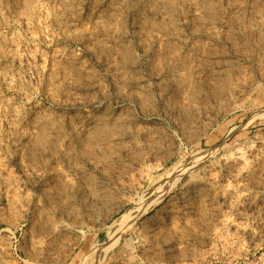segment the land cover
<instances>
[{
	"label": "rangeland",
	"instance_id": "374dc122",
	"mask_svg": "<svg viewBox=\"0 0 264 264\" xmlns=\"http://www.w3.org/2000/svg\"><path fill=\"white\" fill-rule=\"evenodd\" d=\"M32 2L0 0V264H264V0Z\"/></svg>",
	"mask_w": 264,
	"mask_h": 264
},
{
	"label": "bare ground",
	"instance_id": "6f19581e",
	"mask_svg": "<svg viewBox=\"0 0 264 264\" xmlns=\"http://www.w3.org/2000/svg\"><path fill=\"white\" fill-rule=\"evenodd\" d=\"M30 1H31V0H30ZM35 1H36V0H33L32 3H35ZM161 1H162V0H161ZM190 1H191V0H190ZM192 1H194V0H192ZM202 1H203V0H202ZM37 2H38V1H37ZM212 2H213V1H212ZM28 3H30V2H28ZM32 3H31V4H32ZM38 3H39V2H38ZM161 3H162V2H161ZM163 3H164V2H163ZM210 3H211V2H210ZM35 4H36V3H35ZM156 4H157V3H156ZM164 4H165V3H164ZM167 4H169V3L167 2ZM205 4H206V3H205ZM212 4H213V3H212ZM232 4H233V3H232ZM32 5H33V4H32ZM32 5H29V6H32ZM214 5H215V4H214ZM237 5H238V3H237ZM29 6H28V7H29ZM167 6H168V5H167ZM170 6H171V5H170ZM178 6H179V5H178ZM194 6H195L194 9H196L195 12L198 11V4L195 3V5L193 4V7H194ZM201 6H202V5H201ZM233 6H234V5H233ZM173 7H174V6H173ZM179 7H180V6H179ZM193 7H192V8H193ZM202 7H203V6H202ZM207 7H209V6H207ZM147 8H148V7H147ZM167 8H168V7H167ZM233 9H234V8H233ZM167 10H168V9H167ZM163 11H164V10H163ZM201 11H202V10H201ZM173 12H174V11H173ZM198 12H199V11H198ZM204 12H205V11H204ZM232 12H233V11H232ZM239 12H240V11H239ZM135 13H136V12H135ZM164 13H165V12H164ZM159 14H160V12H159ZM170 14H171V13H170ZM206 14H208V13H206ZM240 14H241V13H240ZM178 15H179V14H178ZM184 15H185V14H184ZM200 15H201V14H200ZM142 16H143V15H142ZM209 16H210V15H209ZM255 16H256V15H255ZM170 17H171V16H170ZM202 17H203V16H202ZM202 17H200V18H202ZM207 17H208V16H207ZM213 17H214V16H213ZM106 18H107V17H106ZM108 18H109V17H108ZM153 18H154V17H153ZM153 18H152V19H153ZM183 18H184V17H183ZM192 18H193V17H192ZM210 18H211V17H210ZM210 18H209V19H210ZM256 18H257V17H256ZM173 19H174V18H173ZM184 19H185V18H184ZM204 19H205V18H204ZM213 19H214V18H213ZM220 19H221V18H220ZM222 19H223V18H222ZM233 19H234V18H233ZM196 20H197V19H196ZM198 20H199V17H198ZM214 20H215V19H214ZM234 20H235V19H234ZM142 21H143V20H142ZM183 21H184V20H183ZM193 21H194V20H193ZM205 21H206V20H205ZM217 21H218V20H217ZM235 21H236V20H235ZM245 21H246V20H245ZM147 22H148V21H147ZM174 22H175V21H174ZM186 22H187V21H186ZM200 22H201V21H200ZM207 22H209V21H207ZM214 22H215V21H214ZM228 22H229V21H228ZM171 23H172V21H171ZM205 23H206V22H205ZM205 23H204V24H205ZM243 23H244V22H243ZM247 23H248V22H247ZM163 24H164V23H163ZM176 24H177V23H176ZM211 24H212V23H211ZM218 24H219V23H218ZM229 24H230V23H229ZM248 24H249V23H248ZM248 24H247V25H248ZM110 25H111V24H110ZM137 25H138V24H137ZM150 25H151V24H150ZM194 25H195V24H194ZM198 25H199V24H198ZM240 25H241V24H240ZM202 26H203V25H202ZM202 26H201V27H202ZM231 26H233V25H231ZM191 27H192V26H191ZM196 27H197V25H196ZM103 28H104V27H103ZM194 28H195V27H194ZM104 29H105V28H104ZM144 29H145V28H144ZM144 29H143V31H144ZM162 29H163V28H162ZM165 29H166V28H165ZM236 29H237V28H236ZM140 30H141V29H140ZM232 30H233V29H232ZM252 30H253V29H252ZM148 31H149V30H148ZM201 31H202V30H201ZM229 31H230V30H229ZM137 32H138V31H137ZM141 33H143V32H141ZM175 33H176V32H175ZM180 33H181V32H180ZM180 33H179V34H180ZM192 33H193V32H192ZM210 33H211V31H210ZM233 33H234V32H233ZM245 33H246V32H245ZM144 34H145V33H144ZM144 34H143V35H144ZM177 34H178V33H177ZM216 34H217V33H216ZM221 34H222V33H221ZM225 34H226V32H225ZM237 34H238V33H237ZM136 35H137V34H136ZM145 35H146V34H145ZM148 35H149V34H148ZM150 35H151V34H150ZM219 35H220V34H219ZM223 35H224V34H223ZM255 35H256V34H255ZM212 37H213V36H212ZM150 38H151V37H150ZM168 38H169V37H168ZM184 38H185V37H184ZM184 38H183V39H184ZM196 38H197V37H196ZM227 38H228V37H227ZM233 38H234V37H233ZM245 38H246V37H245ZM156 39H157V38H156ZM165 39H166V38H165ZM186 39H187V38H186ZM246 39H247V38H246ZM252 39H253V37H252ZM161 40H162V38H161ZM198 40H199V38H198ZM229 40H231V39H229ZM236 40H238V39H236ZM236 40H235V41H236ZM137 41H138V40H137ZM140 41H141V40H140ZM146 41H147V39H146ZM170 41H171V40H170ZM252 41H253V40H252ZM143 42H144V41H143ZM196 42H197V41H196ZM162 43H164V42H162ZM183 43H184V42H183ZM185 44H186V43H185ZM173 46H174V45H173ZM199 46H200V45H199ZM245 46H246V45H245ZM146 47H147V46H146ZM159 48H160V47H159ZM198 48H199V47H198ZM147 49H148V48H147ZM168 49H169V48H168ZM184 49H185V48H184ZM156 50H157V49H156ZM159 50H160V49H159ZM169 50H170V49H169ZM143 51H145V50L143 49ZM154 51H155V50H154ZM221 51H222V50H221ZM221 51H220V53H221ZM224 51H225V50H224ZM167 52H168V51H167ZM170 52H171V51H170ZM174 52H175V51H174ZM190 52H191V51H190ZM191 53H192V52H191ZM198 53H199V52H198ZM173 54H174V53H173ZM180 54H181V53H180ZM223 54H224V53H223ZM160 55H161V54H160ZM125 56H126V55H125ZM167 56H168V55H167ZM180 56H181V55H180ZM168 57H169V56H168ZM191 57H192V56H191ZM126 58H127V57H126ZM127 60H128V59H127ZM192 60H193V59H192ZM178 61H179V60H178ZM188 61H189V60H188ZM195 61H197V60H195ZM203 61H204V60H203ZM208 62H209V61H208ZM219 62H222V61H219ZM122 63H123V62H122ZM158 63H159V62H158ZM227 63H228V61H227ZM161 64H162V63H161ZM162 65H163V64H162ZM184 65H185V64H184ZM226 65H227V64H226ZM165 66H166V65H165ZM197 68H198V67H197ZM162 72H163V71H162ZM180 73H181V72H180ZM180 73H179V74H180ZM182 74H184V73H182ZM185 74H186V73H185ZM160 75H161V74H160ZM187 76H188V75H187ZM214 76H215V75H214ZM226 76H227V75H226ZM85 77H86V76H85ZM169 77H170V76H169ZM173 77H174V76H173ZM199 77H200V76H199ZM224 77H225V76H224ZM162 80H163V79H162ZM174 80H175V79H174ZM208 80H209V79H208ZM219 80H220V79H219ZM191 81H192V80H191ZM138 82H139V81H138ZM195 82H196V81H195ZM170 83H171V82H170ZM177 84H178V82H177ZM228 84H229V83H228ZM162 85H163V84H162ZM182 85H183V83H182ZM182 85H181V86H182ZM138 86H139V85H138ZM166 86H167V85H166ZM172 86H173V85H172ZM172 86H171V87H172ZM179 86H180V85H179ZM202 86H203V85H202ZM220 87H221V86H220ZM164 88H165V86H164ZM176 88H177V87H176ZM186 88H187V87H186ZM191 89H192V88H191ZM164 90H165V89H164ZM162 91H163V90H162ZM194 91H197V90L194 89ZM223 91H224V89H223ZM179 92H180V91H179ZM191 92H193V91H191ZM211 92H212V91H211ZM230 92H231V91H230ZM176 93H177V92H176ZM209 93H210V91H209ZM212 93H213V92H212ZM212 93H211V94H212ZM224 93H225V92H224ZM181 94H182V93H181ZM205 94H206V93H205ZM226 94H227V93H226ZM179 95H180V94H179ZM193 95H194V94H193ZM220 95H221V94H220ZM134 96H135V95H134ZM170 96H171V95H170ZM203 96H204V95H203ZM203 96H202V97H203ZM214 96H215V95H214ZM189 97H190V96H189ZM198 97H199V96H198ZM229 97H230V96H229ZM232 97H233V96H232ZM180 98H181V97H180ZM191 99H192V98H191ZM185 100H186V99H185ZM202 100H203V99H202ZM204 100H205V99H204ZM141 103H142V102H141ZM189 103H190V102H189ZM213 103H214V102H213ZM221 103H222V102H221ZM230 103H231V102H230ZM176 104H177V103H176ZM210 104H211V103H210ZM210 104H209V105H210ZM219 104H220V103H219ZM226 104H227V103H226ZM191 105H192V104H191ZM178 107H179V106H178ZM193 107H194V106H193ZM202 107H203V106H202ZM185 108H186V107H185ZM182 109H184V108H182ZM192 110H193V109H192ZM227 110H228V109H227ZM193 111H194V110H193ZM177 112H178V111H177ZM182 112H183V111H182ZM195 112H196V111H195ZM189 114H190V113H189ZM191 114H192V113H191ZM193 114H194V113H193ZM224 114H225V113H224ZM199 115H200V114H199ZM96 117H98V116H96ZM191 119H192V118H191ZM40 120H41V119H40ZM46 120H47V119H46ZM46 120H45V122H46ZM193 121H194V120H193ZM193 121H192V122H193ZM194 122H195V121H194ZM36 124H38V123H36ZM43 124H45V123H43ZM43 124H42V125H43ZM183 124H184V123H183ZM199 124H200V123H199ZM204 124H205V123H204ZM39 125H41V124L39 123ZM42 125H41V126H42ZM47 125H48V124H47ZM209 125H210V124H209ZM43 126H44V125H43ZM185 126H186V125H185ZM45 127H46V126H45ZM102 127H103V126H102ZM34 128H36V127H34ZM99 128H100V127H99ZM185 128H186V127H185ZM32 129H33V128H32ZM32 129H31V130H32ZM45 129H46V128H45ZM45 129H44V130H45ZM97 129H98V128H97ZM33 130H35V129H33ZM37 130H38V129H37ZM39 130H40V128H39ZM91 130H92V129H91ZM102 130H103V129H102ZM45 131H46V130H45ZM89 131H90V130H89ZM192 131H193V130H192ZM30 132H31V131H30ZM32 132H33V131H32ZM41 132H43L42 135H41V137H42L43 139H45V138H46V134H45L46 132H44L43 130H41ZM179 132H180V131H179ZM185 132H186V131H185ZM190 132H191V131H190ZM193 132H195V131H193ZM34 133H37L36 130H35ZM87 133H88V132H87ZM92 133H94V132H92ZM97 133H98V132H97ZM29 134H30V133H29ZM187 134H188V133H187ZM194 134H195V133H194ZM31 135H32V134H31ZM31 137H32V136H31ZM35 137H36V136H35ZM92 137H93V136H92ZM185 137H186V136H185ZM190 137H191V136H190ZM167 138H168V137H167ZM85 140H87V138H86ZM41 142H42V141H40L39 143H41ZM85 142H86V141H85ZM161 142H162V141H161ZM37 143H38V141H37ZM162 143H163V142H162ZM37 145H38V144H37ZM263 145H264V144H263ZM35 146H36V145H35ZM260 147H261V146H260ZM262 147H263L262 149L264 150V146H262ZM259 149H260V148H259ZM97 151H98V149H97ZM115 152H116V151H115ZM94 156H95V155H94ZM104 156H105V155H104ZM228 156H229V155H228ZM226 157H227V156H226ZM230 157H231V156H230ZM230 157L226 159V163H225V164H226V165H225V166H226L225 170L228 171V174H229V171H230L233 167H234V169H237V168H235V167H236L235 164L237 163V161H239L240 159H242V157H240V156H238V155H237V157H231V158H230ZM239 157H240V158H239ZM196 158H197V157H196ZM103 159H104V158H103ZM101 161H102V160H101ZM236 165H237V164H236ZM223 167H224V165H223ZM238 168H239V166H238ZM181 170H182V169H181ZM186 170H187V167H186ZM183 171H185V170H183ZM209 172H210V171H209ZM205 173H206V172H205ZM215 173H216V172H215ZM226 173H227V172H226ZM217 174H218V173H217ZM189 175H190V174H189ZM209 176H210V175H209ZM194 177H195V176H194ZM194 177H193V178H194ZM183 178H184V177H183ZM190 178H191V177H190ZM81 179H82V178H81ZM191 179H192V178H191ZM195 179H196V178H195ZM186 180L188 181V179H186ZM189 180H190V179H189ZM217 180H218V179H217ZM207 181H209L210 183H213V184H214V183L216 182V178L211 177V178H209V180H207ZM182 182H183V181H182ZM203 182H204V181H203ZM81 183H82V182H81ZM184 183H186V182H184ZM184 183H183V184H184ZM181 184H182V183H181ZM203 185H205V184L202 183L201 181H199L198 179H197V180H190V181L187 182V188H186L187 191H188V190L190 191L191 189H192V190H195V189L197 190V189H198V191L195 190V191H196L195 196L198 195V197H200V199H201V200H199V199L197 198V199L200 201V203L202 202V205H200V208H202V207L204 208V207H205V205L207 204V202H205L204 199L208 197V196L205 197V194L203 195V194H201L202 192L199 191V190H202V189H200V188H201V187H204ZM205 186H206V185H205ZM207 186H208V185H207ZM210 186H211V185H210ZM181 187H182V186H181ZM183 187H184V185H183ZM183 187H182V188H183ZM184 188H185V187H184ZM169 189H171V188H169ZM169 189H168V190H169ZM192 190H191V191H192ZM203 190H204V188H203ZM102 191H103V190H102ZM91 192H92V191H91ZM96 192H97V191H96ZM166 192H167V191H166ZM204 192H205V190H204ZM210 192H211V191H210ZM180 193H181V192H180ZM191 194H192V193H191ZM90 195H91V194H90ZM192 195H193V194H192ZM201 195H202V196H201ZM207 195H209V194H207ZM105 196H106V194H105ZM178 196L180 197V195H178ZM190 197H191V196H190ZM102 198H103V197H102ZM194 198H195V197H194ZM104 199H105V198H104ZM116 199H117V198H116ZM158 199H159V198H158ZM176 199H177V198H176ZM182 199H183V198H182ZM185 199L188 200V197L185 198ZM153 200H154V199H153ZM198 200H197V201H198ZM88 201H89V200H88ZM156 201H157V200H156ZM174 201H176V200H174ZM182 201H183V200H182ZM106 202H107V201H106ZM177 202H178V201H177ZM180 202H181V201H180ZM191 202H192V201H191ZM203 202H204V203H203ZM210 202H211V201H210ZM99 203H100V202H99ZM101 203H102V202H101ZM103 203H104V202H103ZM168 203H171V202L169 201V202H167V204H168ZM205 203H206V204H205ZM107 204H108V203H107ZM110 204H111V203H110ZM152 204H153V203H152ZM183 204H184V203H183ZM185 204H186V203H185ZM188 204H189V203H188ZM190 204H191V203H190ZM190 204H189V205H190ZM204 204H205V205H204ZM168 205H169V204H168ZM172 205H173V204H172ZM193 205H194V204H193ZM107 206H108V205H107ZM150 206H151V205H150ZM163 206H164V205H163ZM174 206H175V205H174ZM174 206H173V207H174ZM191 206H192V205H190V207H191ZM194 206L196 207V205H194ZM178 207H179V204H178ZM180 207H181V206H180ZM182 207H183V206H182ZM185 207H186V206H185ZM192 207H193V206H192ZM163 208H164V207H163ZM188 208H189V207H188ZM206 208H207V207H206ZM96 209H97V208H96ZM108 209H109V208H108ZM164 209H165V208H164ZM167 209H168L167 212L170 213L171 215H175V214H176V212L174 211V208L170 207V208H167ZM92 210H93V209H92ZM100 210H101V209H100ZM183 210H184V209H183ZM186 210H187V209H186ZM194 210H195V209H194ZM194 210H193V211H194ZM95 211H96V210H95ZM164 211H165V210H164ZM181 211H182V210H181ZM181 211L179 210V212H181ZM184 211H185V210H184ZM188 211H189V210H188ZM198 211H201V210L198 209ZM106 212H107V211H106ZM179 212H177V213H179ZM195 212H196V211H195ZM201 212H202V211H201ZM208 212H209V211H208ZM204 213H205V211H204ZM209 213H211V212H209ZM182 214H183V213H182ZM167 215H168V214H167ZM167 215H166V216H167ZM187 215H188V214H187ZM190 215H191V214H190ZM193 215H194V214H193ZM195 215H196V214H195ZM173 217H174V216H173ZM171 218H172V217H171ZM171 218H170V219H171ZM175 218H176V216H175ZM196 218H197V217H196ZM198 218H199V217H198ZM170 219H169V220H170ZM178 219H179V216H178ZM199 219H200V218H199ZM173 220H174V219H173ZM175 220H176V219H175ZM182 220H183V217H182ZM182 220H181V221H182ZM187 220H188V219H187ZM190 220H191V219H190ZM179 221H180V220H179ZM158 222H159V221H158ZM170 222H171V221H170ZM177 222H178V220H177ZM172 223H173V222H172ZM182 223H183V221H182ZM147 224H148V223H147ZM169 224H170V223H169ZM178 224H179V223H178ZM180 224H181V223H180ZM184 224H185V223H184ZM172 225H173V224H172ZM193 225H194V224H193ZM206 225H207V224H206ZM204 226H205V225H204ZM170 227H171V225H170ZM188 227H189V226H188ZM168 228H169V227H168ZM192 228H193V227H192ZM246 228H247V227H246ZM163 229H164V228H163ZM172 229H173V228H172ZM60 230H61V229H60ZM179 230H181V229H179ZM152 231H153V230H152ZM162 231H163V230H162ZM183 231H184V230H183ZM188 231H189V229H188ZM246 231H247V230H246ZM170 234H171V233H170ZM154 235H155V234H154ZM165 235H168V234L166 233ZM158 236H159V235H158ZM154 237H155V236H154ZM163 237H164V236H163ZM180 237H181V236H180ZM157 238H159V237H157ZM164 238H166V237H164ZM160 239H161V237H160ZM173 239H174V238H173ZM177 239H178V238H177ZM186 239H187V238H186ZM143 242H144V241H143ZM152 242H153V241H152ZM146 243H147V242H145V243L143 244V247H146ZM150 243H151V241H150ZM148 244H149V243H148ZM162 244H163V243H162ZM169 244H170V243H169ZM169 244H168V245H169ZM170 245H171V244H170ZM170 245H169V246H170ZM147 246H148V245H147ZM158 247H159V246H158ZM163 247H164V246H163ZM147 249H148V248H147ZM154 249H155V248H154ZM168 249H169V248H168ZM141 250H142V249H141ZM159 250H160V249H159ZM165 250H166V249H165ZM170 251H171V250H170ZM125 253L128 254L127 250H126ZM85 264H94V260L91 259L90 261H86Z\"/></svg>",
	"mask_w": 264,
	"mask_h": 264
}]
</instances>
